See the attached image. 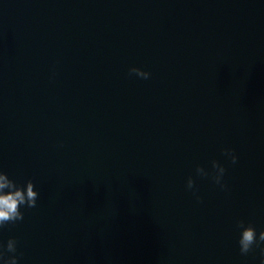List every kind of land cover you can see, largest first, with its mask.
I'll use <instances>...</instances> for the list:
<instances>
[{"label": "water", "instance_id": "95a60500", "mask_svg": "<svg viewBox=\"0 0 264 264\" xmlns=\"http://www.w3.org/2000/svg\"><path fill=\"white\" fill-rule=\"evenodd\" d=\"M0 171L18 264H264V0H0Z\"/></svg>", "mask_w": 264, "mask_h": 264}, {"label": "clouds", "instance_id": "9594fccd", "mask_svg": "<svg viewBox=\"0 0 264 264\" xmlns=\"http://www.w3.org/2000/svg\"><path fill=\"white\" fill-rule=\"evenodd\" d=\"M129 74H135L143 79H148L151 75L150 72L136 66L129 69ZM224 153L231 158L233 164L238 161V156L234 149L226 148ZM213 169L212 175L214 181L222 188H226L227 185L223 182L226 171L225 166L219 161H213ZM196 172L200 176L209 175L203 166H198ZM194 186L195 180L190 176L187 180V187L193 189ZM38 195L39 193L36 190L34 181L29 180L26 187L24 185L18 186L6 172L0 171V228L9 223L23 220L24 213L21 211V206L24 205L28 208L36 207ZM238 226L243 229L239 240L241 254L246 255L249 253L254 245L260 246L264 244V231H260L259 236H257L256 228L251 224L245 227L243 220L239 221ZM0 249H3V245H0ZM16 250L17 241L15 238H10L7 242L6 251L8 253H15ZM0 260H3V264H18L19 257L13 254L5 258V251L0 250Z\"/></svg>", "mask_w": 264, "mask_h": 264}]
</instances>
